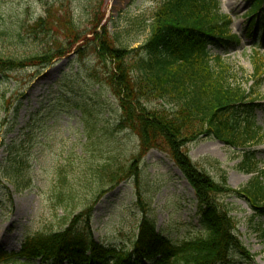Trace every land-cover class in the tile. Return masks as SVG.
Listing matches in <instances>:
<instances>
[{
	"label": "rangeland",
	"instance_id": "obj_1",
	"mask_svg": "<svg viewBox=\"0 0 264 264\" xmlns=\"http://www.w3.org/2000/svg\"><path fill=\"white\" fill-rule=\"evenodd\" d=\"M161 2L0 0V58L26 59L47 51L50 39L35 40L28 30L40 17H46L48 10L52 11L51 21L58 26L54 25L51 34L57 39H66V31L59 26L69 18L81 31L68 56L53 60L46 68L9 72L6 80H0L3 251L17 253L28 237L63 232L75 220L76 228L83 229L87 220L83 213L90 207V229L95 240L106 247L131 250L145 215L162 236L175 244L206 236L195 192L181 171L162 151L154 149L143 154L136 134L116 130L121 116L116 99L108 88L89 78V70L97 67L96 56L92 53L80 59L75 53L94 38V11L100 21L98 32L107 25L112 36L130 49L139 48L150 37L144 20ZM253 5V0H221V13L231 18V33L240 42L212 53L222 55L235 75L236 86L246 90L252 87L259 96L254 121L264 129V76L256 78L258 63L254 60L257 53L264 62V10L253 24ZM4 95L12 107L8 115L3 110ZM16 95H20L19 104ZM151 106L158 108L161 103ZM31 134L32 144L26 145L32 147L28 163L31 169H24L22 175L31 176L33 186L20 193L5 175L11 172L10 157L13 160L20 155V151L11 155V147L27 141ZM251 150L256 153L258 168L264 170V144ZM243 155V148H231L214 138L202 137L189 146V156L196 166L216 181L225 174L233 189L244 187L253 178L240 168ZM220 201L231 211L237 235L253 255L252 262L236 256L232 264H264V217L255 216L237 196H225ZM29 264L46 263L37 260Z\"/></svg>",
	"mask_w": 264,
	"mask_h": 264
},
{
	"label": "trees",
	"instance_id": "obj_2",
	"mask_svg": "<svg viewBox=\"0 0 264 264\" xmlns=\"http://www.w3.org/2000/svg\"><path fill=\"white\" fill-rule=\"evenodd\" d=\"M253 2L254 24L264 10V0ZM220 7L221 0H162L152 16L144 20L150 37L137 49H130L112 36L107 25L98 32L100 21L94 11L93 18L97 21L94 38L75 51L80 59L92 53L96 56L97 67L89 70V78L100 87L108 88L116 99L121 114L116 130L136 134L143 154L154 149L162 151L181 171L195 192L206 236L175 244L162 236L145 215L131 250L106 247L95 240L90 229L93 212L90 207L83 213L87 219L83 229L76 228L75 220L63 232L30 236L17 253L0 249V264L22 260L25 264L37 260L46 264H139L143 261L232 264L236 256L246 262L253 261V255L237 235L231 211L220 200L237 196L250 206L255 216L264 217V170L258 168L256 153L251 150L264 144V129L254 121V113L260 106L259 96L252 87L246 90L236 86L235 75L222 55L212 53L240 42L231 33V18L222 14ZM45 16L30 25L28 32L40 42L50 39L47 51L26 59L0 58V80H6L9 72L46 68L53 60L72 53L81 36L73 18L59 26L67 33L62 41L53 36L54 25L58 26L51 21L52 11L48 10ZM255 54L254 60L258 63L255 75L260 79L264 76V62ZM19 97L16 95L18 104ZM4 100L3 110L8 115L12 107L5 95ZM156 102L161 107L151 106ZM202 137L244 149L240 168L253 175L248 184L233 189L225 174L216 181L192 162L189 146ZM28 138L19 146L11 147V155L18 151L20 155L13 160L10 157L11 172L5 175L20 193L33 186L31 176L22 175L24 169H31L28 163L32 147L26 145L32 144V134ZM216 164L219 165L217 161Z\"/></svg>",
	"mask_w": 264,
	"mask_h": 264
},
{
	"label": "bare ground",
	"instance_id": "obj_3",
	"mask_svg": "<svg viewBox=\"0 0 264 264\" xmlns=\"http://www.w3.org/2000/svg\"><path fill=\"white\" fill-rule=\"evenodd\" d=\"M232 1H236V0H232Z\"/></svg>",
	"mask_w": 264,
	"mask_h": 264
}]
</instances>
